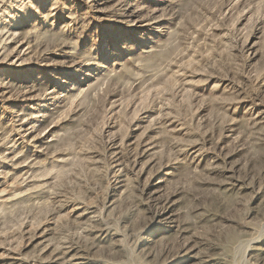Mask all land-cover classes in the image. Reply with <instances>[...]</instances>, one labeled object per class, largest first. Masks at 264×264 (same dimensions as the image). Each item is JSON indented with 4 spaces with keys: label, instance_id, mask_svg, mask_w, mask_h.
Listing matches in <instances>:
<instances>
[{
    "label": "rangeland",
    "instance_id": "374dc122",
    "mask_svg": "<svg viewBox=\"0 0 264 264\" xmlns=\"http://www.w3.org/2000/svg\"><path fill=\"white\" fill-rule=\"evenodd\" d=\"M0 264H264V0H0Z\"/></svg>",
    "mask_w": 264,
    "mask_h": 264
}]
</instances>
